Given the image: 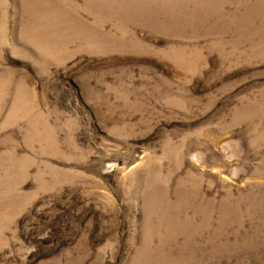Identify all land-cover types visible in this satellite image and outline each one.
I'll use <instances>...</instances> for the list:
<instances>
[{
    "label": "rangeland",
    "instance_id": "1",
    "mask_svg": "<svg viewBox=\"0 0 264 264\" xmlns=\"http://www.w3.org/2000/svg\"><path fill=\"white\" fill-rule=\"evenodd\" d=\"M0 264H264V0H0Z\"/></svg>",
    "mask_w": 264,
    "mask_h": 264
}]
</instances>
